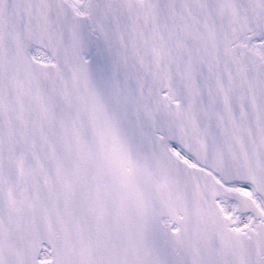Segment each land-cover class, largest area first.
<instances>
[{
  "label": "snow or ice",
  "instance_id": "1",
  "mask_svg": "<svg viewBox=\"0 0 264 264\" xmlns=\"http://www.w3.org/2000/svg\"><path fill=\"white\" fill-rule=\"evenodd\" d=\"M0 264H264V0H0Z\"/></svg>",
  "mask_w": 264,
  "mask_h": 264
}]
</instances>
